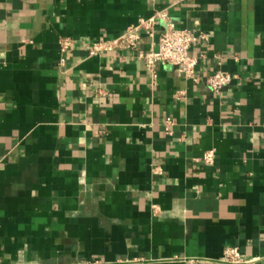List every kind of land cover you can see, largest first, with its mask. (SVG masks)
<instances>
[{"label": "crops", "instance_id": "0c3cea01", "mask_svg": "<svg viewBox=\"0 0 264 264\" xmlns=\"http://www.w3.org/2000/svg\"><path fill=\"white\" fill-rule=\"evenodd\" d=\"M164 10L211 34L196 80L138 56L163 23L89 54ZM216 70L236 75L220 94ZM228 246L264 264V0H0V264H229Z\"/></svg>", "mask_w": 264, "mask_h": 264}, {"label": "built area", "instance_id": "2783aa9c", "mask_svg": "<svg viewBox=\"0 0 264 264\" xmlns=\"http://www.w3.org/2000/svg\"><path fill=\"white\" fill-rule=\"evenodd\" d=\"M162 23L165 24V29L159 35L157 47H152L148 51L139 50L138 56L146 62L154 78L157 76L156 67L158 64H169L175 67L176 72L180 76L196 80L199 58L192 55L191 50L201 42H209L211 34L198 28H177L166 10L158 12L150 18H141L138 24L127 27L125 32L118 38L100 39L90 43L89 54L97 55L104 51H111L118 47L122 41H126L130 48L137 50L141 32L144 31L150 38H154L156 36V28ZM69 43V40L65 39L61 42V46L66 49ZM235 78V74L216 70L206 76V83L216 94H220L232 84ZM173 124V119L168 118L167 131L169 134H171L170 127ZM215 158L216 150L214 149L209 150L203 156V160L209 164H213ZM222 261L229 264H251L253 262V260L245 258L236 246L225 248Z\"/></svg>", "mask_w": 264, "mask_h": 264}]
</instances>
